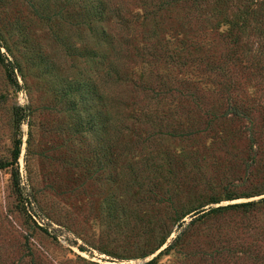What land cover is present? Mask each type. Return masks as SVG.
I'll return each instance as SVG.
<instances>
[{
  "label": "rangeland",
  "instance_id": "obj_1",
  "mask_svg": "<svg viewBox=\"0 0 264 264\" xmlns=\"http://www.w3.org/2000/svg\"><path fill=\"white\" fill-rule=\"evenodd\" d=\"M220 1L0 0V35L10 49L0 52L20 65L13 70L16 84L0 61V160L11 159L14 139L21 137L19 188L29 200L22 207L11 168L0 169V264H145L156 254L141 257L146 244L160 239V230L150 236L152 219L172 227L167 243L183 229L170 224L171 199L264 189V136L254 164L243 137L225 146L220 139L183 140L173 132L185 106L200 110L194 104L201 92L185 104V90L178 85L190 66L202 62L203 53L185 45L190 35L210 47L206 56L228 58L230 48L239 55L235 66L225 65L230 83L222 80L223 89L209 91L201 112L216 102L214 113L221 114L218 94L235 99L246 78L259 84L249 97L254 107L264 108V57L259 68L246 66L242 58L255 56L246 43L264 16L246 13L244 0ZM217 7L224 17L240 19L236 30L242 35L224 38L210 28ZM135 65L141 74L132 70ZM27 103L34 109L31 125L24 121L17 128L15 106ZM133 105L156 108L149 119L155 130L130 111ZM78 117L86 132L81 128L73 135L69 128ZM106 120L107 133L100 129ZM105 135L114 154L107 155L106 167L104 157L99 164L90 158ZM182 150L194 158L183 159ZM156 164L163 178L150 171ZM27 207L46 224L39 226ZM194 217L180 243L150 264H264V202L246 212L230 208ZM184 220L183 226L191 217Z\"/></svg>",
  "mask_w": 264,
  "mask_h": 264
},
{
  "label": "trees",
  "instance_id": "obj_2",
  "mask_svg": "<svg viewBox=\"0 0 264 264\" xmlns=\"http://www.w3.org/2000/svg\"><path fill=\"white\" fill-rule=\"evenodd\" d=\"M222 1L223 0H221L220 2ZM244 1L248 9V12L246 13H248L249 15L264 16V0H244ZM214 11H215L216 19H215V23L212 25V27H210L212 30L219 32L220 34H224L223 36L224 38L233 35L234 32H236V34L239 36L240 34L242 35L240 31L236 30L237 28L241 29V27H238V25L240 24V19L232 20L228 17H224L225 12L221 7H217ZM190 37H192V35H190L189 38L186 37L183 39L185 41L186 47L190 46L193 49L197 50L198 52L200 51L201 53H203L204 56L202 55L201 57L202 62L200 66L198 65L196 66L193 65L194 67L190 66L192 68L191 73L188 72L185 75L186 77H183V80H179L180 83L178 85L184 88L185 90L184 91L185 104L188 103V101H190L189 99H192L193 96H195V94L198 95L199 92H201L200 97H198L195 100L198 102L194 104L196 109H198V105H200V110H201V107L206 105L203 103H205V99H206L205 96H207L209 91H213L215 89L219 91L223 89L221 85L222 80L226 81L227 83H230V81L227 78H225L229 74L227 69L225 70V65L230 63L233 66H235L236 59L239 58V55L237 54L236 51H234L236 50L235 48L234 50L230 48V52H229L230 56H228V58L227 57L214 58V56H206L210 50V47L206 46L205 41L201 39L199 42L198 40H194L196 39L195 37L194 39H191ZM239 38L240 37L236 39L238 40ZM246 46L248 47L249 50L254 49L252 51H254L253 53L256 54L255 56L252 55V57H250L249 60H247L246 55L245 57L243 56L242 58H245L244 63L246 64V66L251 64L252 66H256L259 68V63L263 62L262 60L264 57V22L260 27H257L253 33L250 34ZM0 47H4L7 51L10 50L9 47L6 45V43L3 42V37L1 35H0ZM197 51H194V53L195 52L197 53ZM234 53L235 56L233 57ZM230 58H233V63L230 61ZM0 61L2 62L3 67L5 68V71L8 74L10 80H13V82L17 84L16 76L14 75L13 70L14 68L20 69V65L13 61L12 62L7 61V58L1 52H0ZM196 61L197 60H191L189 63L193 64ZM132 70L135 71V73L137 74L142 73L141 67L137 65H135ZM260 70L264 72V63L262 69ZM219 74L221 78L219 80L214 79ZM258 86L259 84H257L254 81L250 83L249 78H246L242 92L234 95L236 96L235 99H233L231 93H229L228 96L224 94L222 95L218 94L217 102L221 105L222 109H224L222 113L219 115L214 113L215 111L214 103L216 102L209 103L211 108L206 109L205 111L201 112L198 109V113L193 112L194 110L191 112L190 108L185 106L187 109L186 110L184 109V112L183 109L180 111V114L178 116L179 123L177 124L176 127H174L173 132H175L176 135H179L180 139L183 140H190V138H198L199 136H203V135L204 138H206L208 141L211 142L213 140L220 139L222 143L225 144V146H226L225 142L227 141L229 142L232 140L234 142L237 140L239 141L243 137L244 139H247L249 145L248 148L251 150V153L249 154L250 162L254 164L256 162H259L260 160L259 156L262 153H260L259 151L257 152V149L258 148L260 149V144H261L260 141L264 136V117L262 116L264 108H261L258 104H256V107H254L255 99L249 98L251 95L255 94ZM145 88L150 89V87H148L146 84L144 85V89ZM155 90L157 89H154V91ZM157 91L161 94L160 89H158ZM180 92H178L179 96H180L179 94ZM247 100L249 101V103L247 102ZM209 101H213V100L209 99ZM263 104L264 102L262 103V105ZM76 108H77L76 106L72 108L73 112L77 111ZM14 110H15L14 122L16 124V127L18 128L20 124L24 121H26L28 126L30 127L31 124L29 118L33 114L34 109L30 108L29 104L27 103L22 106L16 105ZM130 111L137 112L136 113L137 116L141 115L142 117L143 115V118L146 119L142 121L147 122L148 124V123H152L149 122V119L152 117L154 111H156V108H152L150 106L140 107L133 105ZM78 115L79 113H77V116ZM107 122L108 120H106L104 126L102 124L100 127V129L102 128L105 133H107L109 128ZM83 126H84V122L80 120V117H78L77 120L69 128V130L72 132L73 135L74 134L76 135L77 133L81 132V128H83V131L85 130ZM230 126H232V128H230ZM150 127L154 128V130L156 129V125L155 124L153 125V123L151 124ZM88 129L91 130V132L93 133V131H95L96 129L95 123L90 121ZM138 130L144 132L143 127H140V129ZM117 131L119 130L117 129ZM158 131L160 130L158 129ZM85 132L86 131H84L83 133ZM99 141L100 144L98 146V150L96 146H93L92 149L90 150V152H92L91 154L92 157L90 158L96 157L95 161L98 162L99 164L100 162H102V157H104V161L106 163L104 162L103 163L106 167V164L107 165L110 164L109 163L110 160L108 159L107 155L108 154L114 155L113 149L110 148V146L108 145L109 141L107 140V136L104 138L103 136H101ZM258 141L260 144L258 143ZM21 144H22L21 137H15L14 145L12 149V157L8 161L0 160V169H5L9 167L11 168L10 169L11 176L15 180L14 183L18 190V195H17L18 202L23 207V204L25 202L29 203V200L27 197L25 198L22 196L20 189L21 187L19 188L20 182H19V171H18V157L20 155ZM181 156L185 160L188 159L190 160L192 157L194 158L191 152L189 153L188 151L185 150H182ZM79 159L81 162H84L85 160L84 156H81ZM152 168L153 169L150 171L152 172V174L155 175V177L161 178L162 176H164L163 174L160 176V172L162 173L161 171L162 168L158 167L157 164L156 166L152 165ZM133 177H135V175ZM171 178H172L171 176H168V178L165 179L169 181L171 180ZM135 182L137 187L143 186L141 183L139 182L137 183V181ZM156 186H153V188ZM153 188L151 189L152 190L151 192H153ZM262 194H264V189L247 192L246 194L239 196L230 193V191L223 193L222 196L212 193L211 195H208V197H205L204 195L201 194L200 196H197V198L195 199L187 198L186 200L178 201L177 203L172 201L171 199V201H169V206L173 209L172 211L173 217H171L172 220L171 218L169 219L171 222L170 224L177 225L178 228H183V229L180 232H178L173 238H171L170 242L167 243L170 234H172V227H167L166 229V227H164L165 222L163 220L157 218L152 219V221L150 222L151 227L150 229H148L150 232V236L152 237V239L155 238L154 232H156V230H160L161 231V232L159 231L160 239L153 246H150V244H146L148 250H146L141 257H146L156 253L155 255L152 256L150 260H148L145 263V264H150L152 262H155L157 258L161 257L163 254L170 253L176 247V245L179 244L180 241L183 239L182 233L188 227V225H191L193 223L194 219L196 218L194 216L197 214L199 216L200 215L204 216L208 213L218 212L220 210H226L230 208L238 209V211L246 212L252 210L257 204L264 202V196L259 197L256 200L251 199L247 201L228 203L226 205H218L215 207H209V206L205 207V206L211 203L212 204L219 203L222 199L233 200L239 197L250 198L254 196H260ZM176 204L180 205L179 209L176 207ZM114 206L115 208L113 209H118L117 205ZM186 217H191V220L188 222V224H185V226H183V224L185 223L184 219ZM165 244L166 246L163 247Z\"/></svg>",
  "mask_w": 264,
  "mask_h": 264
},
{
  "label": "built area",
  "instance_id": "obj_3",
  "mask_svg": "<svg viewBox=\"0 0 264 264\" xmlns=\"http://www.w3.org/2000/svg\"><path fill=\"white\" fill-rule=\"evenodd\" d=\"M19 96H22V92H19ZM24 183V182H23ZM26 206H29L27 202H25ZM27 211L29 212L31 218L39 225V226H44L46 222L44 221L43 218L39 217V215L36 212H30V209L27 207Z\"/></svg>",
  "mask_w": 264,
  "mask_h": 264
}]
</instances>
